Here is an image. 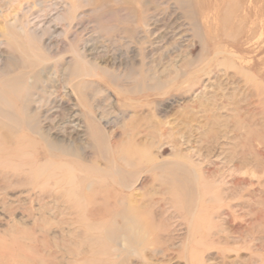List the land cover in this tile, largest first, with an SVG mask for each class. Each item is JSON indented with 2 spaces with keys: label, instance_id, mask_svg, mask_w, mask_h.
<instances>
[{
  "label": "rangeland",
  "instance_id": "374dc122",
  "mask_svg": "<svg viewBox=\"0 0 264 264\" xmlns=\"http://www.w3.org/2000/svg\"><path fill=\"white\" fill-rule=\"evenodd\" d=\"M22 81L0 264H264V0H0V96ZM20 135L39 155L5 158ZM71 152L127 187L55 186Z\"/></svg>",
  "mask_w": 264,
  "mask_h": 264
},
{
  "label": "bare ground",
  "instance_id": "6f19581e",
  "mask_svg": "<svg viewBox=\"0 0 264 264\" xmlns=\"http://www.w3.org/2000/svg\"><path fill=\"white\" fill-rule=\"evenodd\" d=\"M77 62H78V69L75 72V78L80 79L84 75L85 69L83 68V64H82L83 61L80 58L79 59L77 58ZM86 73H87V75L91 74L89 72H86ZM11 83H14V82H9V85H7L6 87L1 86V92L3 94L0 96V105H1L0 115L3 119L8 121V122H4L1 125V127H3V129H4V127L10 128L11 130H15V131H17V130L20 131L21 129H27V130L30 129L31 131H33L35 133H41L39 126L37 124L36 125L32 124L35 122L36 117L34 115L30 114V112H28V111L26 112V109H29V108L27 105L28 99H26L27 97H26V94L24 95V93L27 92L26 89H27V86L29 85L28 84L29 82H27L25 85V83H23V81H22V82H20L19 86L13 85ZM33 84H35V82ZM80 85H82V82L79 80L78 83L74 86V88L78 87L77 89H79ZM22 106H24L25 109L22 108ZM14 107L20 108L21 112L19 111V113H20L19 115H16L17 114L16 112H15L16 114L14 112H12L15 109ZM89 113H90V117H91L92 113L91 112H89ZM95 129L96 128H94V130ZM5 138H6V140H8L7 141L8 143H11L9 136H6ZM26 142H27V139L23 135L22 136L20 135L14 141V143H17V145L15 147H12L9 149H7V148L2 149L3 155L5 156V158L11 159V160L16 158L17 156L24 158V157H36L37 155H39L38 153L31 154L30 152L23 150V147H28V146H26V144H27ZM50 145H54V144L52 143ZM54 146L58 147V148H55V149H57V151H60L59 146H57V145H54ZM52 149L54 150V148H52ZM60 153H64V151L61 150ZM140 154L141 153H139V155L136 157V155H134V153H132V152H121L120 159L128 167H138L137 166L138 162H136V160L140 161V160H142V158H146L145 155H143V157H142V155H140ZM68 155L75 157V159L68 160L71 162L66 161V162L58 163L57 169L60 170V172L61 171H68L71 174L67 178L58 179V181L55 182V186H62L63 183H67V186H69V187L72 186L71 188L74 189V192H76V189H78V187H79V184H78L79 181L77 180V179H79V177L75 175V172L78 169L87 175L97 174V175H100L101 177H104V178L108 177L110 175L115 176V178L120 183V185L127 187L126 183L124 182L125 178L122 174L121 169L118 166H111L110 169L105 171V170H102L96 166H85V165L81 164L78 161L77 154H75V153L71 152ZM60 161H62V160H60ZM84 177H86V176L84 175ZM82 179L85 180L84 178H82ZM98 180H96V183L98 182ZM92 185H93V183H90V187H92ZM197 185L199 187L198 189L200 190L201 189V183H200L199 177L197 180ZM74 187H77V188L75 189Z\"/></svg>",
  "mask_w": 264,
  "mask_h": 264
}]
</instances>
